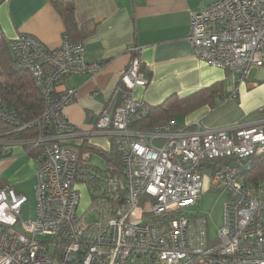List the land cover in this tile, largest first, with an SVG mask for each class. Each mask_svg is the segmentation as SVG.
Returning a JSON list of instances; mask_svg holds the SVG:
<instances>
[{
  "label": "built area",
  "instance_id": "1",
  "mask_svg": "<svg viewBox=\"0 0 264 264\" xmlns=\"http://www.w3.org/2000/svg\"><path fill=\"white\" fill-rule=\"evenodd\" d=\"M190 24L195 55L233 72L238 85L253 68L264 67V0H216L191 10ZM142 51L127 46L129 62L94 124L120 152L123 180L96 178L81 214L77 182L90 154L68 143L78 129L64 109L78 90L63 81L73 74L94 76L102 65L86 60V42L67 34L54 48L25 34L11 41L15 66L31 74L45 106L40 117L23 122L0 103V123L8 128L0 133V153L11 144L26 146L37 178L35 217L28 222L22 215L28 197L0 184V264H264V179L244 176L251 158L264 154V118L216 130L203 128L200 119L185 128L174 119L150 131L134 128L149 114L132 95L148 85ZM220 158L234 161L207 166ZM206 175L210 190L228 194L215 240L207 217L195 210Z\"/></svg>",
  "mask_w": 264,
  "mask_h": 264
},
{
  "label": "crops",
  "instance_id": "2",
  "mask_svg": "<svg viewBox=\"0 0 264 264\" xmlns=\"http://www.w3.org/2000/svg\"><path fill=\"white\" fill-rule=\"evenodd\" d=\"M70 1L75 5L78 30L86 42L85 58L102 65L94 76L73 74L63 81V86L78 90L77 98L64 109L68 122L79 131L68 143L81 150L86 147L83 151L90 154L87 163L106 168L102 155L91 148L110 151L112 144L95 130L94 124L113 96L129 62L126 48L130 44L143 47L141 59L148 79V85L136 87L132 95L148 106H157L173 95L181 98L222 83V96L216 98L212 106L206 105L184 118V128L197 119L201 120L203 128L216 130L254 125L264 118V67L253 68L247 80L238 85L233 72L213 67L195 55L189 40L191 10L201 9L216 0ZM0 25L4 32L2 40L7 41L10 52L11 41L20 35L34 36L54 48L62 44L66 33V25L50 0H2ZM237 87V96L229 98ZM175 120L181 126L176 117ZM3 151L0 178L24 193L20 187L32 175V169L18 166L13 172L9 171L10 163L18 164L24 159L23 151L19 147H11L9 153ZM95 154L104 162L103 167L93 162ZM96 174L97 179L105 176L97 170Z\"/></svg>",
  "mask_w": 264,
  "mask_h": 264
},
{
  "label": "trees",
  "instance_id": "3",
  "mask_svg": "<svg viewBox=\"0 0 264 264\" xmlns=\"http://www.w3.org/2000/svg\"><path fill=\"white\" fill-rule=\"evenodd\" d=\"M59 12L66 25V33L71 40H83L81 30L75 16V5L70 0H50ZM94 25L91 26V31ZM80 34V35H79ZM222 83L217 82L209 87L202 88L188 96H170L163 103L157 106H148L149 114L142 121L136 123L134 128L143 131H150L158 124L175 120L177 114L185 116L198 109L210 105L212 106L216 98L222 96ZM0 103L14 111L23 122H30L40 117L43 113L45 102L44 97L36 85L31 74L24 69L17 68L14 64L12 54L6 40L0 41ZM176 121V120H175ZM7 126L0 123V133L7 131ZM83 150H86L84 147ZM81 150L82 152H84ZM92 151L100 153L105 161L106 168H96L87 163L80 166V176L78 181H85L89 189L95 184L98 177L97 171H101L105 176H117L118 180H123L124 171L121 154L112 145L110 151H103L92 147ZM30 153L32 151L29 150ZM234 161L233 158H220L213 160L207 166L211 169ZM251 167L244 172L245 179L255 181L264 179V154L251 158ZM209 163V162H208ZM0 184H6L0 178Z\"/></svg>",
  "mask_w": 264,
  "mask_h": 264
},
{
  "label": "rangeland",
  "instance_id": "4",
  "mask_svg": "<svg viewBox=\"0 0 264 264\" xmlns=\"http://www.w3.org/2000/svg\"><path fill=\"white\" fill-rule=\"evenodd\" d=\"M191 114L185 116V119L189 118ZM176 118L180 121L179 123L181 124V126L184 127L185 125L184 116L182 114H177ZM163 144H164L163 141L155 140V145L157 147H162ZM11 147H19L23 151L21 157H24V159H22L18 164L10 163L8 166L9 171L13 172V170L17 169L18 166L21 168L25 166L26 169L31 168L33 172L30 177H27L26 180L23 181L20 187L23 190L24 194L28 197V201L23 206V214H22L24 221L28 222L34 219L35 217V200H36L35 185L37 182L36 165L33 158V154L29 152L26 146H24L21 143L9 145L3 149L4 150L3 152L10 151ZM92 159L94 163L99 164L102 167L104 166V162L102 161L99 155L95 154ZM209 187H210L209 176L206 175L203 181L201 199L199 200V203L195 206V210L199 213L200 216L207 217L209 236L211 240H215L217 238V233L219 229L223 225L224 205L228 201V194L224 190H217V189L210 190ZM78 190L81 195L79 212L81 214H84L91 202V189H89V186L85 181H79ZM45 239H49V238H45Z\"/></svg>",
  "mask_w": 264,
  "mask_h": 264
},
{
  "label": "bare ground",
  "instance_id": "5",
  "mask_svg": "<svg viewBox=\"0 0 264 264\" xmlns=\"http://www.w3.org/2000/svg\"><path fill=\"white\" fill-rule=\"evenodd\" d=\"M78 134H79V131H78ZM78 134H77V135H78ZM98 179H100V178H98Z\"/></svg>",
  "mask_w": 264,
  "mask_h": 264
}]
</instances>
